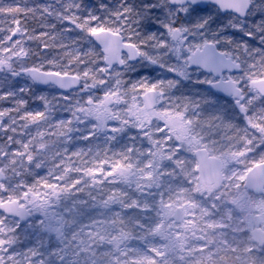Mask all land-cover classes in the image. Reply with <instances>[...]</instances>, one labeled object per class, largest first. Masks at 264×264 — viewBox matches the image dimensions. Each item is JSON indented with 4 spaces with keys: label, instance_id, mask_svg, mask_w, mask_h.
I'll return each mask as SVG.
<instances>
[{
    "label": "snow or ice",
    "instance_id": "6c2138e0",
    "mask_svg": "<svg viewBox=\"0 0 264 264\" xmlns=\"http://www.w3.org/2000/svg\"><path fill=\"white\" fill-rule=\"evenodd\" d=\"M100 8L104 18L80 15V0L31 7L0 0V17L10 18L0 27V79L26 75L88 97L53 123L56 105L47 97H37L44 110L28 111L16 91L0 95L15 103L0 110V264H264V0H118ZM37 17L51 31L29 33L26 21ZM48 18L73 25L89 44L99 40L103 66L93 59L96 67L81 72L79 50L66 53L67 64L47 61L50 70L43 62L27 66L40 55L27 41L48 49L73 30L55 33ZM137 64L176 78L123 79ZM192 66L216 74L196 83L223 93V103L172 94L191 79ZM100 86L106 90L97 104L91 93ZM101 137L131 143L112 157L91 148L69 153V143ZM49 161L47 176L24 179ZM85 190L88 199L75 195Z\"/></svg>",
    "mask_w": 264,
    "mask_h": 264
},
{
    "label": "rangeland",
    "instance_id": "374dc122",
    "mask_svg": "<svg viewBox=\"0 0 264 264\" xmlns=\"http://www.w3.org/2000/svg\"><path fill=\"white\" fill-rule=\"evenodd\" d=\"M22 22L24 21V17L21 18ZM10 24V18L9 19H5L0 17V27H4L7 28ZM71 27L73 28L74 26L71 25ZM0 35H4V33H0ZM190 40L192 39L191 37L189 38ZM34 41H27L26 43V47L31 49L33 51V53H38L36 50V45H33ZM93 43L91 44H87V48H90V46H92ZM72 45H74L73 43H69L68 46L72 47ZM94 45V44H93ZM57 46V45H56ZM80 47V46H79ZM41 49H43V51H41L39 54L40 55H31L26 62H32L35 65H40L42 62L44 63V67L48 66V67H52L51 65H49L47 63V61L49 60H56L59 63L62 64H66L64 63V61L61 59L59 60L58 57L56 55H50V51H53L54 48H48V49H44L43 46L40 47ZM73 52L74 50H77L75 48L72 49ZM71 49L69 50L70 52L72 51ZM42 54H44L45 56H42ZM39 56V57H38ZM42 57V58H40ZM37 58V59H35ZM27 64V63H26ZM29 66V65H27ZM33 66V65H31ZM29 66V67H31ZM75 68H77V65H74ZM82 67H86L89 68V66L85 63V64H81L79 65V68ZM93 68V67H91ZM137 69L138 71L135 73H127L126 75H133V74H137L139 72L144 73V75H147V71H152L153 73H151L148 76V79L152 82H155L158 79H164V80H168V79H175L176 77L174 76L173 73H169L166 71V69H160L157 66H152V65H148L147 67H141L139 64H137ZM191 79L190 80H185L182 81L180 85L177 86V88L172 89V94L174 96H188L194 100H199V101H203L204 99H209V100H215L216 98L206 90V84H198L196 83L197 80H205V79H209L206 75H203L201 72L198 71H191ZM2 75V74H0ZM124 79V77H123ZM21 87H26L28 89V91L24 92V93H20L19 89ZM8 90H13L17 92V99L22 98L24 100L27 101V104L25 105V110L28 111H37V110H44V106H43V102L41 100H39L37 97L43 95L45 97H47L50 101H53V104L56 105L54 111H53V123L56 120H60V119H68L70 118V113L66 110V106L71 103V104H75L77 99H81L82 101H86L87 100V95H85L84 93H80L79 91H76L74 93H70V94H64L62 92H59L57 89L55 88H46V89H42V88H38L37 86H35L30 80L24 78L23 76H19V77H9V79L7 81H4L3 79H0V95H3L6 91ZM97 90L100 91V94L98 95ZM106 89L103 86H100L96 89L92 90V95L94 97V100L97 104H99L100 100H103L104 97V91ZM62 96H68L69 100L65 101L62 99ZM53 97H56V100H53ZM143 96L141 95L140 97H138V101L142 100ZM131 98L129 97V103L131 104ZM221 102V101H220ZM223 103V102H221ZM15 107V103H14V99L13 98H8L5 100H0V110L3 109H7V108H13ZM202 107L205 108L206 111H209L210 109H208L207 105H203ZM13 115H15V113H13ZM5 122H7V118H5ZM95 121L93 120V123ZM109 125L111 126L112 124L115 123V121H109L108 122ZM81 127H84V125H81ZM88 127H91V124L88 125ZM43 130V128H42ZM36 132V128L35 126L31 127V133L32 135H35ZM136 130L132 129L129 133V135L135 134ZM11 134V133H9ZM16 138L18 139H25L27 140L29 137H21V136H17ZM6 139V137L4 136L3 133H0V144L4 143V140ZM51 140H56V137H51ZM125 143H131V141H128L126 138L124 139H119L118 141H113L111 144H105L103 138L101 137L98 140H88V141H84V140H78V141H74L71 142L67 145V147L69 148V153L72 151H77L80 149H83L84 152H87L89 148L92 149V154L99 152L101 154V158H104L105 153H107L108 157H112L113 152H119L122 149V146ZM137 146H139L140 142L137 141ZM18 147V145H12V148H16ZM60 150H63V146H60ZM259 152V150H258ZM252 155V154H250ZM84 159L89 160L91 159V154L89 156H85ZM255 159H259V155L256 154L255 155ZM73 160H75L78 164H79V160L75 157H73ZM51 162V161H50ZM52 165H47L44 168L41 169H35L33 171V174L31 175V178L33 176L34 180L38 179L40 177H44L47 176L48 174V168L51 167ZM242 167V166H241ZM71 175L73 177H77L79 174L77 173H71ZM29 178V175L26 176V179L28 183H32L34 182L33 179ZM20 179V178H17ZM107 187H111V185H108ZM235 191V190H233ZM77 197H79L80 199H88V195H87V190H85V192L83 193H76L75 194ZM6 196V194H5ZM255 198L257 200L260 199V197H256ZM23 225V224H22ZM19 231V230H18ZM21 237L23 238V233H21ZM133 244H135V241L133 242Z\"/></svg>",
    "mask_w": 264,
    "mask_h": 264
},
{
    "label": "trees",
    "instance_id": "16d2710c",
    "mask_svg": "<svg viewBox=\"0 0 264 264\" xmlns=\"http://www.w3.org/2000/svg\"><path fill=\"white\" fill-rule=\"evenodd\" d=\"M12 2H13V0H3L4 4H10ZM52 2H54V0H28V6L31 7V6H33L35 4H44V3H52ZM80 2H82V8H84V11L79 13L80 15L86 16L87 15V11L88 10H92L94 12V14H96L98 16H101V18H104L107 15V13L100 8V4L103 3V4L108 5L110 8H114L117 5L118 0H80ZM22 17L23 16H21L20 19ZM221 19H224L225 22H226V17L221 15ZM46 23H49V24L56 23L55 33H60L61 31H63V29L65 27L72 28L70 24H67V22H65L64 24H61V23L55 21L53 18H48ZM40 24H41V20H40L39 17H37L36 19L29 18L26 21V26L29 29V33H31L33 29L35 30V32L37 34L39 32H41V31H51L50 29L42 28L40 26ZM93 26H95V22H93ZM213 27H215V25H213ZM72 29H73L72 31L64 33L63 36H61V37H59L57 39V41L55 42V45H57V46L50 47V48H54L53 51H50V55H56L59 60L62 59L64 61V63L67 64L69 57H68V55H66V53H73L74 54L72 49L75 48V49L79 50V53H80L81 57L86 61L85 63L89 67H93V68L96 67V65L91 63V61L93 59L96 60V64L97 65L102 67L103 64H104V61L102 59L103 55H102L101 51L98 48H96L93 44H92V46H90V48H87L88 47L87 46L88 42L80 39V37L83 36L84 34L81 33L79 29H75L74 27ZM153 30H155V29L153 28ZM89 39L91 40V37H89ZM73 41H76V43H73ZM49 43H52V42L49 41ZM61 43L67 45V48L59 47V45ZM69 43H73L74 45H72V47H69L68 46ZM32 44L36 45V50L35 51H37L38 53L43 51V49L40 48L42 46V44L39 41H34ZM70 49L72 50L71 52L69 51ZM90 50H91V55L84 56V53H87ZM42 56H45V55L42 54ZM40 58H42V57H40ZM35 59H37V58H35ZM26 63L29 66L35 65L32 62H26ZM74 65H76L75 62H73L72 66H71L72 69H76L74 67ZM36 66H39V65H36ZM85 68L86 67H82V68H79V70L81 72H83V70H85ZM50 69L51 68L48 67V66L44 67V70H50ZM145 73H147V75H150L153 72L152 71L151 72L147 71ZM147 75H144V73L139 72V73L133 74V75H125L124 79L125 80H129V81H134V80H137V79H139L141 77H144V76H147ZM96 93H98V95H99L100 91L97 90ZM48 164L51 165V162L49 161ZM24 178H26V177H24ZM29 178H31V175H29ZM31 179H33V181H34L33 176H32Z\"/></svg>",
    "mask_w": 264,
    "mask_h": 264
},
{
    "label": "water",
    "instance_id": "95a60500",
    "mask_svg": "<svg viewBox=\"0 0 264 264\" xmlns=\"http://www.w3.org/2000/svg\"><path fill=\"white\" fill-rule=\"evenodd\" d=\"M221 14H223L224 16H226V15H228L227 13H221ZM91 39L93 40V42L95 43V45L99 48V49H101V51H102V54H103V45L99 42V40H97L95 37H91ZM127 50L125 49V50H123V52L121 53V55H123L125 52H126ZM130 63H136L135 61H132V62H130ZM117 67H119V65H117ZM190 70H201L202 72H204V73H206L207 75H209V76H215L216 74L215 73H213V72H211L209 69H207V68H196L195 66H192V68H190ZM226 73H228L227 71H225L224 72V75L226 74ZM233 74H235V73H233ZM21 76H23V77H25V78H27V79H30V77H28V76H26V75H21ZM31 80V79H30ZM32 81V80H31ZM33 82V81H32ZM35 85H37V86H39V87H41V88H47V87H55V88H57L60 92H62V93H72V92H75V91H79V88L78 87H73V88H68V89H61V88H59V86H57V85H54V84H42V83H35V82H33ZM208 88H209V86H208ZM212 92L213 93H215V94H219L220 96H222V97H224V94L223 93H217L214 89L212 90ZM249 192H251V193H253V194H255V195H257V196H260V194L258 193V192H255V190L254 189H249L248 190ZM0 211H2V210H0ZM22 224H23V222H21Z\"/></svg>",
    "mask_w": 264,
    "mask_h": 264
},
{
    "label": "flooded vegetation",
    "instance_id": "af4514ba",
    "mask_svg": "<svg viewBox=\"0 0 264 264\" xmlns=\"http://www.w3.org/2000/svg\"><path fill=\"white\" fill-rule=\"evenodd\" d=\"M229 74H226L225 76H228ZM209 79H212L213 77H210V76H207ZM207 86V85H206ZM206 88V87H205ZM207 90V89H206ZM208 91V90H207ZM209 92V91H208ZM213 95V94H212ZM216 99L217 98H219L220 99V101L221 102H223L224 101V99L223 98H221L220 96H218V95H213Z\"/></svg>",
    "mask_w": 264,
    "mask_h": 264
}]
</instances>
